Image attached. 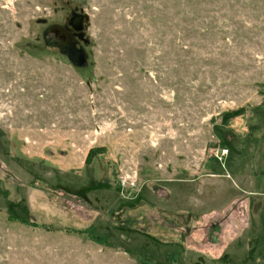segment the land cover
Masks as SVG:
<instances>
[{"label": "rangeland", "instance_id": "rangeland-1", "mask_svg": "<svg viewBox=\"0 0 264 264\" xmlns=\"http://www.w3.org/2000/svg\"><path fill=\"white\" fill-rule=\"evenodd\" d=\"M0 264H264V0H0Z\"/></svg>", "mask_w": 264, "mask_h": 264}, {"label": "flooded vegetation", "instance_id": "flooded-vegetation-1", "mask_svg": "<svg viewBox=\"0 0 264 264\" xmlns=\"http://www.w3.org/2000/svg\"><path fill=\"white\" fill-rule=\"evenodd\" d=\"M76 10V16L80 15L82 13L81 11ZM69 17V16H68ZM68 17L66 19L65 25H64V30L61 31L59 28L52 26L49 28L48 32L51 33L52 36L46 37L47 42L50 44H54L57 46H62L67 44L68 42H71V37L78 38L80 40H84L83 37V30H84V22L80 23L77 22L76 20L71 21L68 23ZM82 26V30H79L78 27ZM68 56L74 57L73 54L67 53Z\"/></svg>", "mask_w": 264, "mask_h": 264}, {"label": "water", "instance_id": "water-1", "mask_svg": "<svg viewBox=\"0 0 264 264\" xmlns=\"http://www.w3.org/2000/svg\"><path fill=\"white\" fill-rule=\"evenodd\" d=\"M87 19L86 13H80V15L76 16V10H72L69 17H68V23H70L73 20H76L77 22L83 23V21ZM79 30H82V26L78 27Z\"/></svg>", "mask_w": 264, "mask_h": 264}, {"label": "built area", "instance_id": "built-area-1", "mask_svg": "<svg viewBox=\"0 0 264 264\" xmlns=\"http://www.w3.org/2000/svg\"><path fill=\"white\" fill-rule=\"evenodd\" d=\"M221 152L222 155H225L227 153V148H222ZM126 180L127 179L124 178V180H122V183H125ZM126 184L128 185V187H133L135 185V182L133 180H130L128 182L126 181Z\"/></svg>", "mask_w": 264, "mask_h": 264}, {"label": "trees", "instance_id": "trees-1", "mask_svg": "<svg viewBox=\"0 0 264 264\" xmlns=\"http://www.w3.org/2000/svg\"><path fill=\"white\" fill-rule=\"evenodd\" d=\"M236 113L235 112H233V115H235Z\"/></svg>", "mask_w": 264, "mask_h": 264}]
</instances>
